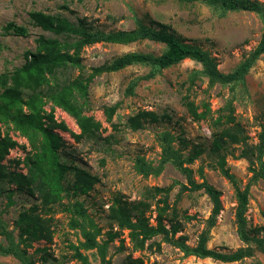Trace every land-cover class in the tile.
Listing matches in <instances>:
<instances>
[{"label": "rangeland", "instance_id": "1", "mask_svg": "<svg viewBox=\"0 0 264 264\" xmlns=\"http://www.w3.org/2000/svg\"><path fill=\"white\" fill-rule=\"evenodd\" d=\"M250 1L264 4V0ZM31 11L62 16L73 24L84 20L87 26L106 33L133 30L137 25L136 20L154 28L166 25L171 32L210 52L217 59L219 70L226 74L234 71L257 47L264 26L258 14L229 10L223 12L221 8L213 9L200 1L185 4L178 0H0V44L3 47L0 53V75L21 67L24 64V53L36 50L35 40L40 36L57 37L34 27L29 18ZM10 22L27 27L29 36H4L3 28ZM165 49L164 45L151 41L127 46L100 43L86 47L81 56L86 67L84 77L90 74V68L110 63L127 53L160 55ZM150 70L147 66L134 65L116 73L103 74L93 81L89 88L86 114L101 124L95 138L75 139L71 134L81 135L75 120L63 109L45 100L43 109L49 113L54 108L56 122L65 123L69 128V132L54 130L65 142L58 153L59 162L70 169L83 170L94 176L97 181L87 193L74 195L73 190H70V195L61 193L60 205H56L47 217L53 218L49 224L54 232L52 242L36 241L27 249L36 259L35 264L43 263L44 250L47 251L46 257L50 259L43 264H81L72 257L73 252L69 249L71 243L76 244L82 240L81 231L70 227L72 214L64 209L75 201L84 204L89 216L101 229L99 241L106 240L110 232H121L108 249V256L112 258L113 264H125L129 256L134 260L141 259L142 264H226L210 258L186 257L179 249L164 243L161 251H157L155 244L161 241V237L148 241L143 251H134L130 243V231L119 229L118 222L111 219V208L116 201L130 207L146 202L150 208L145 215L149 224L155 226L156 201L160 196L152 199L149 191L155 187H172L168 196L172 208L169 210V216H174L182 226V232L176 235V239L186 236L187 245L197 246L199 236L206 229L207 220L212 214L213 205L209 197L204 191L182 192L180 184L187 185V179L170 164L165 166L159 177H143L134 169L140 158L158 165L161 158L158 136L164 131L171 132L177 138L173 145L183 150L185 156L196 150L203 151L188 167L193 169L194 179L198 183L202 182L198 173L199 168H202L205 180L221 193L222 211L215 226L210 230L208 248L230 254L248 245L241 241L237 232L236 191L221 175L215 155L210 150L214 130L212 120L216 119L220 110L232 100L238 124L235 132L245 141L239 145H226L222 154L226 155L227 167L235 176L240 189L244 190L253 176V170H258L261 162H264V154H258L257 150L252 155L248 154L255 162L253 166L241 157L245 150L253 149L259 144L264 126V55L249 71L245 81L234 87V91L231 86L221 85L209 89L208 80L204 77H199L195 85L191 86L190 74L193 71H201L202 66L187 59L162 70L149 81H138L134 95H128L127 89L131 83L147 75ZM68 74L71 79H75L80 73L73 71ZM188 95L191 101L200 106L203 103L209 105L210 111L203 121L195 122L187 113L183 98ZM26 97L27 94L24 98ZM112 107L117 108L112 122H109L105 111ZM143 110L155 112L159 117L164 116V119L155 124L146 123L145 128L132 131L127 125L128 119ZM23 112L30 113L25 106ZM225 113L228 114L223 112ZM43 121L45 122V119ZM233 126H221L218 129L222 131ZM0 133L2 136L9 133L18 144L0 162L3 166L0 168V174H28L29 166L26 163L34 154L40 155L39 149L21 132L16 131L11 120L8 124H0ZM33 141L37 142V147L43 142L39 135L35 136ZM65 175L62 180L63 187L72 188L76 180L74 172L69 170ZM35 205H40L37 197H31L25 191L18 190L15 184L9 183L8 178L0 180V219L10 230L14 229L20 214ZM246 218L249 229L264 227V180H259L250 189ZM17 234L16 231L15 235ZM0 241L6 243L1 235ZM122 243L124 249L119 251ZM152 243L153 248L147 249ZM249 245L255 247V255L252 258L228 264H264V252L258 251L255 243ZM94 252L83 253L89 257L90 264H100ZM0 264L21 263L12 256L0 255Z\"/></svg>", "mask_w": 264, "mask_h": 264}, {"label": "trees", "instance_id": "2", "mask_svg": "<svg viewBox=\"0 0 264 264\" xmlns=\"http://www.w3.org/2000/svg\"><path fill=\"white\" fill-rule=\"evenodd\" d=\"M178 1L185 4L200 1L213 9L221 8L223 12L228 10L252 12L262 18L264 25V4L260 2L250 0ZM29 18L34 27L52 33L57 37L40 36L35 40L36 50L24 53V64L21 67L0 75V124H8L9 120L13 121L16 131L27 137L40 152V155L34 154V157L26 163L29 166L28 174L10 173L7 176L0 174L1 181L8 178L9 183L15 184L18 190L25 191L29 196L37 197L40 200L39 206L35 205L30 210L20 214L12 230L0 219V235L6 242L4 244L0 241V255L12 256L21 264H35L36 259L27 251L34 242L40 240L52 242L54 232L49 224L53 221V218L47 217L51 215L56 205H60L61 193L65 192L70 195V190H73L74 195L87 193L97 181L94 176L83 170L70 169L59 162L58 153L65 142L54 130L60 129L69 132V128L65 123L56 122L54 108L49 113L43 109L45 100L63 109L75 120L81 131L79 136L71 134L75 139L79 140L82 137L95 138L101 129V124L92 116L86 114V106L90 85L103 74L116 73L134 65L151 68L147 75L133 81L128 87L127 94L131 96L134 95L138 81H149L162 70L190 59L202 66L201 71H193L190 74L189 82L191 86L195 85L199 77H204L208 80L209 89L221 85L231 86L232 91H234V87L245 81L249 71L264 55V26L257 47L244 58L234 71L226 74L219 70L217 59L210 52L171 32L166 25H159L158 28H154L146 25L141 20H136L137 25L133 30L106 33L87 26L84 20L79 21L78 24H73L62 16L46 14L41 11H31ZM3 35L28 37L29 30L25 26L10 22L3 28ZM60 37L64 39L61 40ZM143 41L162 44L166 49L160 55L138 52L127 53L110 63L90 68V74L84 77L86 67L81 59L84 48L100 43L127 46ZM2 50L3 47L0 44V53ZM73 71L80 73L75 79H71L68 74ZM25 94H27L26 99L24 98ZM232 103V100H230L220 110L218 117L212 120L214 130L210 150L215 155L214 158L221 175L232 184L236 191L238 200L235 215L237 232L241 241L248 245L230 254L220 253L208 248L210 230L215 226L217 217L222 211L221 193L205 180L202 168L198 170L202 182L198 183L194 179L193 169L188 167L203 151L196 150L185 156L183 150L177 149L173 145L177 138L171 132L164 131L158 136V143L161 148V158L158 165L155 166L152 161L149 162L144 158H140L134 166L136 173L143 177H159L166 165H172L187 179V185L180 184L181 191H204L212 202V214L207 220L206 229L199 236L197 246L190 247L187 245L188 238L186 236L176 239V235L182 232V226L175 220L174 216H169V210L172 208L168 202V196L172 187H155L149 191L152 199L160 196L156 201L157 218L155 226L149 224V219L145 215L147 209L150 208L148 203L141 202L130 207L121 201H116L114 207L111 208V219L118 222L119 229L130 231V243L134 251H143L148 241L155 237H161V241L155 244L157 251H161V246L164 243L179 249L186 257L210 258L226 264L252 258L255 255V247L249 245V243H255L257 250L264 252V227L249 229L246 218L250 189L259 180H264V162H261L262 165L258 170H253L251 180L244 190H241L235 176L227 167L226 155L222 154L226 145H239L245 141L235 132L238 124L234 116L235 110ZM183 105L195 122L206 119L207 113L210 111L208 104L203 103L200 106L191 101L189 95L183 98ZM23 106L28 109L29 114L23 112ZM116 108L106 109L105 113L109 122H112ZM201 109L203 110L200 111ZM223 112L228 114H223ZM166 118L168 119V116ZM43 119H45V122ZM163 119L164 116L159 117L155 112L143 110L130 117L127 125L132 131H138L145 128L146 123L155 124ZM231 125L234 126L224 128L222 131L218 129L221 126L229 127ZM37 135L41 136L43 140L39 147L36 146L37 142L33 141V138ZM259 139L260 142L255 148L245 150L241 156L247 159L252 166L255 162L248 154L252 155L256 150L258 154H264V126H262ZM17 146V142L10 137L9 133L4 136L0 133V162L9 154L10 150ZM2 167L0 164V168ZM69 170L74 172L76 180L72 188H64L62 180ZM64 209L72 214L70 227L81 231L82 240L69 245V249L73 252L72 257L81 264H90L89 257L83 252L95 251V256L98 257L100 264H113L112 258L108 256V249L115 239L119 238L121 232H110L106 240L99 241L102 231L89 216L83 203L75 201L69 203ZM16 231L18 232L17 236L15 235ZM153 245V243L149 244L147 249H152ZM123 249L124 244L122 243L119 251ZM43 254L42 262L46 263L50 258L46 257L47 251L44 250ZM142 263L141 259L134 260L129 256L125 264Z\"/></svg>", "mask_w": 264, "mask_h": 264}]
</instances>
